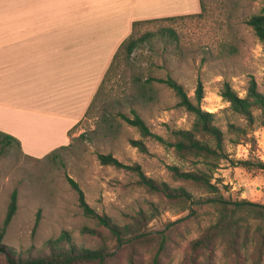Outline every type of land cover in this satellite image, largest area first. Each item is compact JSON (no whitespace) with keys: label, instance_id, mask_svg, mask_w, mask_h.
<instances>
[{"label":"rangeland","instance_id":"obj_1","mask_svg":"<svg viewBox=\"0 0 264 264\" xmlns=\"http://www.w3.org/2000/svg\"><path fill=\"white\" fill-rule=\"evenodd\" d=\"M203 2L204 10L198 13L136 26L133 36L147 39L132 54L124 47L117 50L92 107L71 130V141L59 151L58 159L33 157L17 144L0 151V229L11 194L18 191V210L2 238L4 244L16 249L39 248L63 230L70 231L80 244L99 243L97 237L81 232L84 226L98 224L84 214L78 193L66 178L69 175L80 183L91 206L119 223L131 221L141 210L152 215L142 232L151 238L161 231L167 235L160 264H264V220L249 218L239 227L226 224L223 234L209 245L194 248L192 242L218 220L215 204L171 199L141 183L136 172L104 165L98 159L99 153H112L127 164L138 163L148 177L172 186L184 185L195 199L216 196L264 204V168L238 163L264 162L263 110L255 107V120L249 124L221 95L222 85L228 81L245 96L251 79L264 93V42L246 23L247 17L264 11V0ZM168 76L182 83L192 97L202 81V105L216 113L215 122L224 132L226 157L181 154L154 137L142 136L118 114L132 116L131 109H135L153 132L168 141L176 139V130L191 129L196 115L179 105L169 86L153 79ZM130 97L132 101H128ZM82 133L84 137H80ZM131 139L144 140L148 150L132 145ZM173 166L185 171L207 170L217 190L178 177ZM38 215L40 222L34 230ZM233 236L238 240L231 241ZM130 247L114 248L110 264H150L159 241L136 245L132 258ZM5 261L0 253V264Z\"/></svg>","mask_w":264,"mask_h":264},{"label":"crops","instance_id":"obj_2","mask_svg":"<svg viewBox=\"0 0 264 264\" xmlns=\"http://www.w3.org/2000/svg\"><path fill=\"white\" fill-rule=\"evenodd\" d=\"M200 11V0H0V131L37 158L69 144L133 23Z\"/></svg>","mask_w":264,"mask_h":264},{"label":"trees","instance_id":"obj_3","mask_svg":"<svg viewBox=\"0 0 264 264\" xmlns=\"http://www.w3.org/2000/svg\"><path fill=\"white\" fill-rule=\"evenodd\" d=\"M200 1L201 9L204 10V2L203 0ZM183 16L185 15L135 21L133 23L132 33L119 48L124 47L127 54H132L138 47L139 42L147 39L146 37L135 38L133 36L134 29L138 24L163 19L172 20ZM246 23L255 30L260 40L264 42V11L250 15L246 18ZM169 30L171 35L174 36V30ZM117 54L118 52H116L113 60L116 58ZM112 63L110 67L112 66ZM153 79L163 82L169 86L177 95L179 105L184 106L187 110L196 115L192 128L176 130V139L174 141H168L162 135L153 132L145 119L135 109H131L132 116L119 111L118 114L121 118L127 121L130 125L137 127L142 136L154 137L158 141L174 147L176 151L181 154L193 153L195 155H203L210 158L226 157L224 132L215 122L216 113L204 109L202 105L205 96L202 81H198L195 89V95L192 97L185 86L171 76L166 78L156 77ZM100 87L86 114L92 107L95 98L100 91ZM221 95L227 102L230 103V107L233 111L240 113L247 118L249 124H252L255 120V107L261 108L263 110L262 114L264 122V93L260 91L258 84L254 79L250 80L248 92L245 96L240 95L228 81L223 83ZM128 101H132V98L130 97ZM232 127L236 129L238 128L235 125H232ZM84 136V133L80 135V137ZM12 144H17L22 150L21 142L17 137L4 131H0V151L4 152ZM131 144L138 147L142 151L148 150L145 141L142 139H131ZM67 146L68 145L60 146L48 153L45 157L56 160L60 157L59 151ZM98 159L104 165H111L116 168H124L136 172L141 183L145 184L151 190L162 192L171 199H178L182 202L191 201L194 203L215 204L219 210L218 220L208 229V232L205 235L192 242L194 248L209 245L213 241L214 237L219 234H223L226 224H232L239 227L244 222L249 221V218H260L264 220V204L247 200L230 201L228 199H224L223 197L216 196L195 199L193 193L184 185L172 186L167 182H158L148 177L144 173L141 165L138 163L127 164L112 153H99ZM238 163L247 167L256 165L259 168H264V162L255 164L249 160H240ZM172 170L178 177L192 180L212 190H217L218 188L216 184L210 181V175L207 170L198 169L194 171H185L178 166H173ZM66 178L71 187L78 193L79 203L84 214L96 219L99 226H84L81 232L83 234L97 237L99 239V243L96 246L80 244L75 241L70 231L63 230L57 237L49 238L45 242L44 246L39 248L32 245L28 248L16 249L12 246L4 244L2 242V238L6 234L11 221L18 210V191L17 189H14L11 194L5 219L0 229V253L5 256V264H110L115 256L114 248L131 244L130 257L132 258V250L136 245L143 247L146 242H151L152 240H158L159 247L158 252L154 255L150 264H160V253L166 252L167 235L161 231L157 237L151 238L150 236L144 235L142 232L143 225L146 224L152 215H149L141 210L132 216L131 221L123 224L119 223L113 217L98 212L90 205L86 198L85 191L78 181L69 175H67ZM240 211L243 212L240 213ZM39 222L40 215H38L36 219L34 230L38 227ZM232 240L237 241L238 239L233 236L231 238V241ZM261 243L264 246L263 230Z\"/></svg>","mask_w":264,"mask_h":264}]
</instances>
